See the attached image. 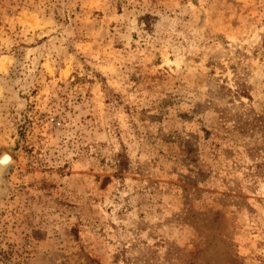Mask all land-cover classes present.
I'll return each instance as SVG.
<instances>
[{
	"label": "rangeland",
	"instance_id": "1",
	"mask_svg": "<svg viewBox=\"0 0 264 264\" xmlns=\"http://www.w3.org/2000/svg\"><path fill=\"white\" fill-rule=\"evenodd\" d=\"M2 151L0 264H264V0H0Z\"/></svg>",
	"mask_w": 264,
	"mask_h": 264
},
{
	"label": "water",
	"instance_id": "2",
	"mask_svg": "<svg viewBox=\"0 0 264 264\" xmlns=\"http://www.w3.org/2000/svg\"><path fill=\"white\" fill-rule=\"evenodd\" d=\"M4 154H7V155L10 156V162L4 168H2L1 171H0V190L2 188V184H3V180H4L5 173L9 170V168L11 167V165H12V163L14 161V158L12 157V155H10L7 151H2V153L0 155V159H1V157Z\"/></svg>",
	"mask_w": 264,
	"mask_h": 264
},
{
	"label": "bare ground",
	"instance_id": "3",
	"mask_svg": "<svg viewBox=\"0 0 264 264\" xmlns=\"http://www.w3.org/2000/svg\"><path fill=\"white\" fill-rule=\"evenodd\" d=\"M10 162V156L7 154H4L0 159V171L2 168H4L7 164Z\"/></svg>",
	"mask_w": 264,
	"mask_h": 264
},
{
	"label": "trees",
	"instance_id": "4",
	"mask_svg": "<svg viewBox=\"0 0 264 264\" xmlns=\"http://www.w3.org/2000/svg\"><path fill=\"white\" fill-rule=\"evenodd\" d=\"M123 164H124V162H123Z\"/></svg>",
	"mask_w": 264,
	"mask_h": 264
}]
</instances>
